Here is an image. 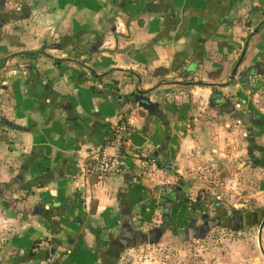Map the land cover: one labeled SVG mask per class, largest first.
Wrapping results in <instances>:
<instances>
[{
	"label": "crops",
	"instance_id": "0c3cea01",
	"mask_svg": "<svg viewBox=\"0 0 264 264\" xmlns=\"http://www.w3.org/2000/svg\"><path fill=\"white\" fill-rule=\"evenodd\" d=\"M118 120L146 158L128 143L119 174L85 173ZM240 135L264 147V0H0V264H155L179 242L182 264H250V245L190 249L246 225L264 258V206L194 204ZM146 160L178 183L149 189Z\"/></svg>",
	"mask_w": 264,
	"mask_h": 264
},
{
	"label": "rangeland",
	"instance_id": "374dc122",
	"mask_svg": "<svg viewBox=\"0 0 264 264\" xmlns=\"http://www.w3.org/2000/svg\"><path fill=\"white\" fill-rule=\"evenodd\" d=\"M239 139L240 144L237 147V151L240 155L237 154L235 157L230 156L231 159L229 160V164L232 165L230 172L224 168L219 169L214 167L212 166L213 163L209 164V162L201 165V167L206 168L208 175L205 178H196L201 184V187L198 190V195H196L194 204L199 209L205 208L211 210L217 202L228 208L234 205L244 210H252L256 207L259 208L264 206V147L258 145L263 142L260 138L251 142V137L247 140L243 135H240ZM247 146L253 147L252 157L258 159V161L251 160V152L249 153L247 151ZM223 169L225 171H222V173L221 170ZM240 171H243V173H238ZM186 202L193 201L186 199ZM230 235L237 240L232 241ZM256 235V226L246 225L242 233H232L228 229H218L216 227L212 228L211 232L208 234L209 240H207L206 244L204 243L206 240L195 241L190 249L193 253L195 246L201 248V246L204 245L206 247L208 244L215 247L219 246L222 248L221 250H223L224 246H226L224 243L225 241L233 242V244L238 245V249L242 246L246 247L250 245L255 251V256L260 258V260H252L250 264H264L261 263V261L264 262V258L260 256ZM262 236L264 237V227ZM176 245L175 248L167 246V248H169L168 250L166 248H158L159 251H157L155 255V264H182L183 262L181 259L185 258L184 255L186 253L181 255L178 250L180 248L179 246L185 249L187 243L179 242V244ZM223 252L224 251H222V253ZM163 254H166V256L164 257Z\"/></svg>",
	"mask_w": 264,
	"mask_h": 264
},
{
	"label": "built area",
	"instance_id": "2783aa9c",
	"mask_svg": "<svg viewBox=\"0 0 264 264\" xmlns=\"http://www.w3.org/2000/svg\"><path fill=\"white\" fill-rule=\"evenodd\" d=\"M110 130V135L106 138L105 145L99 149L95 159L85 165V173L97 174L99 176H114L121 172L122 157L124 154L128 153L124 147L128 144V126L124 122L118 121L111 126ZM108 147H112L114 152L108 153L106 151ZM130 154L133 155L134 153L130 151ZM134 155L143 159L147 156L145 152H138ZM196 171L199 174V178H205L208 175L206 168L198 167ZM140 176L146 182L147 187L152 190L162 187L168 188L172 185H176L179 181L176 176L166 172L152 161H149L147 165H145Z\"/></svg>",
	"mask_w": 264,
	"mask_h": 264
},
{
	"label": "water",
	"instance_id": "95a60500",
	"mask_svg": "<svg viewBox=\"0 0 264 264\" xmlns=\"http://www.w3.org/2000/svg\"><path fill=\"white\" fill-rule=\"evenodd\" d=\"M235 73H232V77ZM138 100H140V104H142L144 107L146 108H150L151 104L146 100V98H143L141 96L138 97ZM144 131V130H141ZM140 130H135V131H130L127 134V141L129 143V145H131L132 150L131 153H135L137 149H142L143 145L147 142V139L143 136V133ZM158 153L157 152H151L148 157L147 160H155L157 157ZM147 160L144 162L145 165H147ZM158 164L161 166H164L167 170H171V168L169 167L170 162H167L165 160H158ZM181 186H183V182H179V185H177V189H180ZM166 212V210H165ZM166 215V214H165ZM165 222L162 224V227H166L167 226V221L168 218L167 216L164 217ZM159 235V232L156 233V236ZM56 248V245H53L52 248L50 249H44V259L46 260L49 256V254H52L54 252V249Z\"/></svg>",
	"mask_w": 264,
	"mask_h": 264
},
{
	"label": "flooded vegetation",
	"instance_id": "af4514ba",
	"mask_svg": "<svg viewBox=\"0 0 264 264\" xmlns=\"http://www.w3.org/2000/svg\"><path fill=\"white\" fill-rule=\"evenodd\" d=\"M252 219H253V217H252ZM253 220H255V219H253ZM233 225H234L233 228H242V226H243L242 224H240L239 220H236Z\"/></svg>",
	"mask_w": 264,
	"mask_h": 264
},
{
	"label": "trees",
	"instance_id": "16d2710c",
	"mask_svg": "<svg viewBox=\"0 0 264 264\" xmlns=\"http://www.w3.org/2000/svg\"><path fill=\"white\" fill-rule=\"evenodd\" d=\"M118 121H121V120H118ZM128 131H130V128H128Z\"/></svg>",
	"mask_w": 264,
	"mask_h": 264
}]
</instances>
